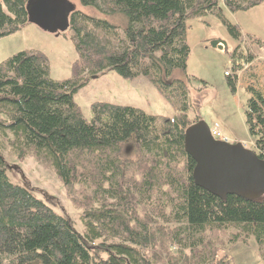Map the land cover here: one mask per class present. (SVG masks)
<instances>
[{"label": "trees", "instance_id": "trees-1", "mask_svg": "<svg viewBox=\"0 0 264 264\" xmlns=\"http://www.w3.org/2000/svg\"><path fill=\"white\" fill-rule=\"evenodd\" d=\"M29 0H0V39L28 24ZM98 16L69 14L77 58L71 77L53 81L47 57L19 52L0 63V264H230L226 252L252 243L264 264V198L224 200L196 187L184 131L202 121L186 75V21L214 14L237 45L225 76L232 94L253 62L239 27L225 20L264 0H78ZM114 19L121 24L114 25ZM214 48H224L219 41ZM143 78L172 107V118L106 103L86 121L74 95L108 73ZM200 85H206L198 81ZM244 125L264 162V95L249 86ZM193 114V117L189 113ZM5 144L18 159L47 166L82 232L6 176ZM130 146L133 158L122 149ZM221 255V256H220Z\"/></svg>", "mask_w": 264, "mask_h": 264}, {"label": "rangeland", "instance_id": "rangeland-1", "mask_svg": "<svg viewBox=\"0 0 264 264\" xmlns=\"http://www.w3.org/2000/svg\"><path fill=\"white\" fill-rule=\"evenodd\" d=\"M62 1L67 4L64 10L67 14L68 10L73 9L85 15L98 16L80 6L78 0H52V3L61 5ZM219 9L226 21L239 27L242 39L251 38L261 43L262 47L251 45L249 42L241 44L251 50L254 59L239 72L236 93L232 94L224 73L230 72L228 54L237 43L230 38L214 14L188 19L186 43L190 53L185 72L191 80V86L201 89L200 92H194L193 105L195 101L199 104L202 122L209 129L214 124L218 125L228 142L240 143L250 150L251 142L244 125L243 113L245 103L249 99L245 88L253 86L264 95V3L235 13L229 12L223 6H219ZM101 18L114 25L120 24L116 18ZM63 27L62 23H53L48 26V30H44L29 22L16 33L0 39V63L19 52H41L48 59L51 80L63 81L70 78L71 65L77 55L70 40L71 31ZM213 41H219L224 48L212 47ZM198 81L204 82L206 86L203 87ZM73 101L88 122L92 118L90 107L93 103L131 107L148 116L172 118L174 115L172 107L148 81L143 78L125 80L112 72L101 78L91 79L74 95ZM189 115L193 117L191 112ZM122 152L133 158L130 146H125ZM1 154L6 164V176L12 184L29 190L53 212L72 222L78 233L82 232L81 211L70 205L61 183L47 166L29 156L18 159L6 144ZM226 256L230 264H262L252 243L248 246L236 245L226 252Z\"/></svg>", "mask_w": 264, "mask_h": 264}, {"label": "water", "instance_id": "water-1", "mask_svg": "<svg viewBox=\"0 0 264 264\" xmlns=\"http://www.w3.org/2000/svg\"><path fill=\"white\" fill-rule=\"evenodd\" d=\"M54 4L57 5L52 0H29L26 6L28 23L33 22L48 30L53 18H60L63 29L67 28V13L64 11L67 4L62 1L58 5L63 11L60 15ZM183 148L194 162L192 181L196 187L221 200L228 196L246 202L264 198V162L253 151L240 143L213 140L208 126L202 121L184 131Z\"/></svg>", "mask_w": 264, "mask_h": 264}, {"label": "built area", "instance_id": "built-area-1", "mask_svg": "<svg viewBox=\"0 0 264 264\" xmlns=\"http://www.w3.org/2000/svg\"><path fill=\"white\" fill-rule=\"evenodd\" d=\"M211 136L217 140L226 141L217 126L211 129Z\"/></svg>", "mask_w": 264, "mask_h": 264}, {"label": "flooded vegetation", "instance_id": "flooded-vegetation-1", "mask_svg": "<svg viewBox=\"0 0 264 264\" xmlns=\"http://www.w3.org/2000/svg\"><path fill=\"white\" fill-rule=\"evenodd\" d=\"M55 5V4H54ZM55 8L58 10V12H59V15L61 14V12L63 13V11L58 7V5H55ZM69 14V13H68ZM68 14H66L67 16H68ZM61 23V19L60 18H53V22H52V24L53 23Z\"/></svg>", "mask_w": 264, "mask_h": 264}]
</instances>
